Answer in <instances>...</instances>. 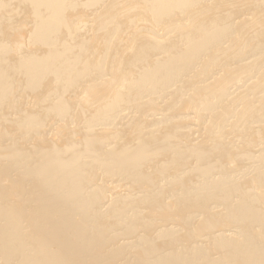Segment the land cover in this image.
Masks as SVG:
<instances>
[{"label":"bare ground","instance_id":"1","mask_svg":"<svg viewBox=\"0 0 264 264\" xmlns=\"http://www.w3.org/2000/svg\"><path fill=\"white\" fill-rule=\"evenodd\" d=\"M0 264H264V0H0Z\"/></svg>","mask_w":264,"mask_h":264}]
</instances>
